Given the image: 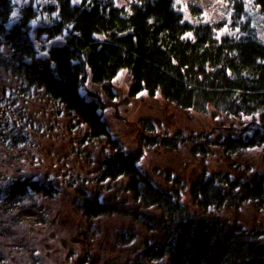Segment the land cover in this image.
I'll return each instance as SVG.
<instances>
[{"label":"trees","instance_id":"trees-1","mask_svg":"<svg viewBox=\"0 0 264 264\" xmlns=\"http://www.w3.org/2000/svg\"><path fill=\"white\" fill-rule=\"evenodd\" d=\"M219 3L220 17L212 21L195 0H0V50L6 48V54L0 51V77L19 84L11 92L14 99L26 103L43 92L75 120L71 131L82 132L78 145L105 144L102 158L91 160V177L63 174L101 186L95 197L76 189V210L91 232L88 252L76 264H101L93 248L101 236L97 222L132 218L138 211H147L138 220L161 240L141 244L136 232L122 230L105 264H264V0ZM123 74L131 83L126 100L119 101L115 81ZM139 98L158 102L162 112L139 114L133 121L136 146L129 150L112 133L105 113L110 108L118 113L119 104L131 107ZM173 109L187 113L188 120L216 124L206 130L197 122L171 133L165 111ZM13 111L18 115L0 113L4 124L14 123L0 132L1 146L8 149L30 143L25 111ZM183 147L213 168L191 183L171 168L157 170L161 177L155 183L144 165L147 154ZM71 150L84 156L77 145ZM233 157L240 160L230 163ZM120 180L119 189L114 184ZM47 188L34 177L13 176L0 184V210L26 212L23 201L47 195ZM116 188L130 194L139 210L109 201L116 194L107 198V192ZM185 193L205 213L201 221L190 217ZM7 227L0 216V229ZM121 252L125 257L119 260ZM73 254L67 264H74ZM3 258L0 253V264Z\"/></svg>","mask_w":264,"mask_h":264},{"label":"rangeland","instance_id":"rangeland-1","mask_svg":"<svg viewBox=\"0 0 264 264\" xmlns=\"http://www.w3.org/2000/svg\"><path fill=\"white\" fill-rule=\"evenodd\" d=\"M51 0H38L44 4ZM179 3H184L187 0H178ZM206 9V16L209 20H217L220 17L219 0H195ZM1 42V41H0ZM3 54H6V48L1 46ZM1 76V71H0ZM131 80L127 75H121L115 81V91L119 96V101L126 100L128 95V86ZM6 89L3 93L2 89ZM20 88L18 83L12 81L4 82L0 77V101L4 99L0 105V113L4 111L7 115L14 113L13 108L23 110V130L30 138V143L23 144L13 149H8L1 145L4 142L0 136V184L8 182L13 176L24 175V177H34L38 181L46 184L48 187L47 195H38L30 197L23 201L22 206L28 210L25 212L14 213L11 210H0V216L6 217L8 230L0 233V251L5 256L9 257L6 264H67L66 258L74 252L71 260L76 261L85 256L88 252V237L91 236L89 224L81 211L76 210L75 201L79 198L76 189H87L92 197L101 190L100 185L85 183L86 180H74L64 176V172L68 171L76 176L84 174L91 177L95 171L89 173L87 170L94 163L91 160L102 158L103 143H95L93 145H78L80 141V132L73 130L71 127L75 120L71 118L66 109L54 103L52 99L46 96L43 92H34V97L28 102L24 99H14L11 92ZM147 100V99H146ZM140 98L136 100L132 106L125 104L118 105V113L114 108H110L105 113V118L112 130V133L118 140H124L122 143L127 149L131 150L136 145L135 132L133 130V121H136L139 114H154L160 116L162 109L158 102L145 101ZM16 102V105L13 104ZM19 103V104H18ZM13 104V105H12ZM59 111V112H58ZM159 111V113H158ZM58 112L59 114H53ZM119 112L123 115L120 117ZM18 115L17 113H14ZM31 115L34 120L33 124L29 125L26 118ZM129 119L127 118V115ZM165 115L170 118L171 133L178 130L182 125H188L191 128L198 124L206 130H211L216 122L208 121L202 123L201 119L195 117L188 120V114L177 109L165 111ZM20 116V115H19ZM6 118L0 115V132L8 131V127L14 126L11 119L9 124H4ZM207 121V119H203ZM198 122V124H197ZM75 125V124H74ZM72 145H77V150H81L84 156H78L71 150ZM190 148L183 147L179 151H171L168 149L151 150L145 159V167L152 176L155 183H159V176L156 171L173 169L176 174L188 176L184 182L191 183L192 177L199 176L200 171L204 169H212L210 165L203 164L198 159L192 158L189 152ZM91 153L94 158L90 159L85 155ZM108 153H111L110 149ZM216 156L222 157V153L217 151ZM216 157V158H217ZM240 160L239 157H233L229 160L230 163ZM242 160V159H241ZM228 160L219 161V164L226 165ZM229 164V163H228ZM214 168L217 164H213ZM150 169V170H149ZM124 183L120 180L114 185L119 189ZM56 189L53 197V189ZM107 192L106 197H112L109 201L112 203H125L123 206L128 210H139L138 204L132 200V196L128 193H120L119 189ZM42 190V191H43ZM53 197V198H52ZM184 205L189 211L191 218L201 221L205 217V213L194 205V201L185 193ZM147 211H138L134 213V217H112L104 222H97L101 229V236L94 242L93 248L100 256V263L105 264L109 261L114 250V240L118 234L124 231H133L138 234L139 243L160 241L162 236L160 233L153 234L148 232L138 218H144L143 213ZM16 217V218H14ZM240 217L249 220L248 214H241ZM248 217V218H246ZM45 221V222H44ZM254 223L249 222V227L252 228ZM97 227V226H96ZM90 243V241H89ZM16 246V247H15ZM19 252L16 259H10L9 249ZM119 248V247H116ZM12 250V251H13ZM35 250V251H34ZM125 253L118 254V259L122 260ZM169 264V261H166ZM68 264H71L68 263ZM233 264V263H231Z\"/></svg>","mask_w":264,"mask_h":264},{"label":"clouds","instance_id":"clouds-1","mask_svg":"<svg viewBox=\"0 0 264 264\" xmlns=\"http://www.w3.org/2000/svg\"><path fill=\"white\" fill-rule=\"evenodd\" d=\"M8 226H9V225H8ZM7 230H8V227H7ZM7 230H2V229H0V233H2V232H4V231H7ZM14 251H15V250L12 251V249H11V250L9 249V252H10V255H11V256H10V259H16V257H18V255H17L18 253L15 254ZM16 252H17V251H16ZM0 253H2V252L0 251ZM2 254H3V255H6V254H4V253H2ZM8 255H9V254H8ZM8 255L6 256L7 259H4V258H3V259H4V260H3L4 264H6V263L8 262L7 260H9Z\"/></svg>","mask_w":264,"mask_h":264}]
</instances>
